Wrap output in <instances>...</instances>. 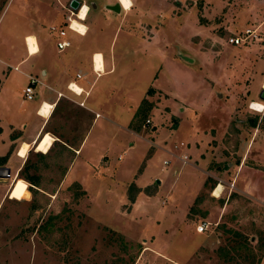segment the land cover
Instances as JSON below:
<instances>
[{
	"label": "rangeland",
	"instance_id": "374dc122",
	"mask_svg": "<svg viewBox=\"0 0 264 264\" xmlns=\"http://www.w3.org/2000/svg\"><path fill=\"white\" fill-rule=\"evenodd\" d=\"M39 1L35 15L40 11L47 53H41L39 64L79 49L89 56L114 52V73L97 83L105 98L101 112L109 122L93 125L68 180L64 175L74 154L56 144L48 153L53 138L40 145H48L46 152L35 148L29 153L22 175L9 182L11 200L0 206V264H171L160 254L179 264H260L264 204L231 184L250 137L254 144L245 164L264 169V112L249 108L253 101L264 105L259 98L264 88V0H134L131 10L120 13L104 8L119 0H78L88 8L83 22L71 0ZM20 2L12 0L1 17L0 47L10 41L21 49L19 38L10 34ZM7 3L0 0V15ZM69 18L89 28L85 37L70 32ZM60 29L73 44L58 53L56 43L64 39ZM245 29L254 30L257 39L228 43ZM76 72L73 68L71 75L77 83ZM9 73L11 97L18 105L27 80L13 69ZM41 89L40 84L34 87L33 102ZM92 98L94 92L87 107ZM78 129L81 138L86 129ZM183 156L186 164L179 160ZM85 159L88 168L81 166ZM18 163L13 155L12 174ZM143 169V181L154 180L139 190L135 179ZM22 177L32 178L34 185ZM220 181L225 190L216 198L214 186ZM6 186L0 181V198ZM169 211L192 231L202 221L210 226L202 237L174 238L168 249ZM209 236L218 242L201 247L197 263L193 250ZM221 248L230 254L221 255Z\"/></svg>",
	"mask_w": 264,
	"mask_h": 264
},
{
	"label": "crops",
	"instance_id": "0c3cea01",
	"mask_svg": "<svg viewBox=\"0 0 264 264\" xmlns=\"http://www.w3.org/2000/svg\"><path fill=\"white\" fill-rule=\"evenodd\" d=\"M11 1L12 0H8L7 5L0 15V20ZM39 2V0H36L35 5L30 0H21L19 8L15 12L19 19L17 20L16 16L11 19L10 34H13L12 37L16 36L19 38L21 49H16L11 45L10 41H7L6 44L0 47V158H5V161L1 163L0 167L6 168L9 171V178H0V181L7 185L0 198V206L4 202L11 200L9 198L11 183L9 182L12 180L13 176L20 177L19 173L23 169L24 160L30 152H33L35 148L36 150L41 149V152L43 153L46 152L48 145L43 148H41L40 145L49 143L50 141L48 139L53 138L54 141L49 148L48 153L54 148V144H56L60 149L62 148L66 152L74 154L70 161V167L64 175V179L68 180L73 167L77 165L78 161H81L82 149L84 148L83 146L85 145V141L93 125L95 126L99 124L100 120H106L104 113L101 112L102 109L100 108L101 104H104L105 98L103 96V91L99 88L101 84L97 87V83L98 79H101L103 76L114 73V52L110 49L108 50L109 53L94 51L89 56L78 48V53L74 52L72 54L68 51L65 57L58 59L59 61L56 60L55 57H52V59L48 58L45 63L39 64V56L41 53L43 52L47 54L42 44L41 29L39 27L40 18L38 17V13L40 11H38L37 16L35 15L38 10L37 5ZM132 7H134V0ZM131 8L129 10H131ZM123 10L129 11L125 9ZM88 31L89 28L87 27L86 34L81 35L80 33L70 30L71 33H74L79 37H85ZM30 37L36 39L38 46L37 53L33 54L30 50L28 41ZM63 38L64 39L59 41H68L70 46L67 48H70L73 42L67 38V33ZM67 48L63 50L57 48V51L58 53H61L67 50ZM98 54L102 58V68L100 71L96 68V56ZM74 56H76V58L78 56L79 60H75ZM89 60H91V66L88 65V62H90ZM10 64L14 66L11 67ZM73 64H75L76 67H74ZM19 67H23L24 70H20ZM73 68H77V72L75 73V78L78 80L77 83L72 79L71 71ZM11 69L17 73L20 72L27 80L26 84L20 89V104L18 103V105L11 97L14 96L11 92L9 81V70ZM33 73L41 74L43 80H39ZM77 75H80V78H78ZM30 77L37 79L42 87L38 99L35 100V102H33L34 98L32 100H26L24 95V90L29 84ZM35 86H33V93ZM74 86L78 87L80 92L76 91ZM45 90H48V92H44ZM91 92H94V98H92L93 101H91L92 105L87 107L86 99L88 101L91 97ZM82 96L83 99L80 100L79 98ZM27 102L31 103L25 108L24 106ZM80 103H83V105ZM44 105H49L51 108L47 115L41 113ZM106 121L109 122V120ZM74 122L78 123L79 127L75 128ZM102 124L103 123H100V125ZM113 126L118 125L113 124ZM77 129L78 132L79 130L86 129L85 132L80 134L81 138L78 137L79 133H76ZM74 136L75 138H73ZM252 139L253 137H250L245 144L244 151L242 152V156L244 155L242 157V165L238 168V175L233 179L234 183L232 189L236 188L246 194L250 199L264 204V169L255 170L252 168L253 166L249 165V163L245 164L254 144L253 142L252 145H250ZM24 145H27L28 149L26 151V157L22 158L19 156V153ZM189 147L191 150H194L193 144H188V148ZM19 148L20 150L18 152ZM17 152L19 157L17 156ZM13 155L17 158L19 163L16 164L15 171L12 174L10 168L13 165L11 164V158ZM203 159L205 158L202 157L201 160L203 161ZM179 160L182 161V158ZM103 162L104 161H102L101 164H103ZM186 163L187 162H185V164ZM89 165V161L85 159L81 166L88 168ZM144 179L145 169H143L138 178L135 179L136 186L139 190H142V188L146 187L154 180V178L150 177L147 182H144ZM259 180H261V183H258ZM72 181L82 184V180L73 179ZM222 184L223 182L221 181L219 183L216 182L214 187L216 188L218 185H221L222 188H224L223 190H225V187L223 186L224 184ZM168 215L171 219L167 218L170 226L165 229L167 240L165 244L167 248L169 247L173 249L174 238L181 241H188L189 238L192 237V234H197L202 237L206 232L199 234L195 231L196 229L192 231L189 226L184 224L183 219L181 222H175L173 211H169ZM213 242H218L217 237L209 236L205 237L200 243H198V245H196L193 250V256L196 257L197 263L202 258L199 252L201 247L212 245ZM158 258L171 264H179L177 261L167 258L165 255L160 254L158 255ZM263 260L264 257L261 259L260 264H263Z\"/></svg>",
	"mask_w": 264,
	"mask_h": 264
},
{
	"label": "built area",
	"instance_id": "2783aa9c",
	"mask_svg": "<svg viewBox=\"0 0 264 264\" xmlns=\"http://www.w3.org/2000/svg\"><path fill=\"white\" fill-rule=\"evenodd\" d=\"M71 15H74L73 12H71ZM69 20V19H68ZM68 29L71 30V26L70 24H68ZM52 31H55L56 32V28L55 27H52L51 28ZM65 31L60 29L58 30V35L59 37L63 38L65 36ZM257 39V35L255 34V31L254 30H251V29H245L244 31H242L239 35L237 36H231L229 39H228V43L230 45H233V46H238V45H241L242 43H245L247 40L249 39ZM57 48L59 50H63L67 47L70 46V43L66 40H62V41H59L57 42ZM78 78H80V75H77ZM36 84H39V82L37 81V79L33 78V77H30L29 78V84L28 86L25 88L24 90V95H25V98L26 100H32L33 99V86H35ZM81 105H83V103H80ZM147 123H150L149 120H147ZM185 160H187V156H183L182 157V161L185 162ZM167 162L165 161L164 162V165H166ZM7 178H9V175L7 176ZM233 187V184H231V188ZM209 223H206V222H201L197 227H196V232L199 233V234H202L204 233L207 228L209 227Z\"/></svg>",
	"mask_w": 264,
	"mask_h": 264
},
{
	"label": "bare ground",
	"instance_id": "6f19581e",
	"mask_svg": "<svg viewBox=\"0 0 264 264\" xmlns=\"http://www.w3.org/2000/svg\"><path fill=\"white\" fill-rule=\"evenodd\" d=\"M119 2H120V1H119ZM120 3H121V2H120ZM85 6H86V5H83V6H82V4L80 5L79 9L77 10V11H78V14L81 13L82 9H83ZM86 8H87V6H86ZM127 10H129V9H127ZM87 11H88V8H87ZM87 11L84 13V15H85V18H84V19H79V15H77V18H78L80 21H85V20H86V14H87ZM74 15H76V14H74ZM80 21L72 20V18H69V24H70V25H73V23H74V25H75L74 27L71 26V28H70L71 31H74V32L80 33V31H79L80 27H81V26L86 27V26H85L83 23H81ZM86 29H87V27H86ZM86 32H87V31H86ZM28 41H29V45H30V50H31V52H32L33 54H34V53H37L38 46H37L36 39H35V38L33 39V37H30V38L28 39ZM96 68L98 69V71H100L101 68H102V58H101V56H100L99 54L96 56ZM74 89H75L76 91L80 92V89H79L78 87L74 86ZM253 103H256V104H258V105H263V104H261V103L254 102V101H253L251 104H253ZM49 109H51V108L49 107V105H44L43 110H41V113H43L44 115H47V113H49V111H50ZM255 112H259V111H255ZM35 146H36V145H35ZM27 149H28V146H27V145H24V146L21 148V151H20V153H19V156L22 157V158H25L26 155H27V153H26ZM221 190H222V186L219 185V186L217 187V189H216L214 195H215L216 197H219V193L221 192ZM221 195H222V194H221Z\"/></svg>",
	"mask_w": 264,
	"mask_h": 264
},
{
	"label": "water",
	"instance_id": "95a60500",
	"mask_svg": "<svg viewBox=\"0 0 264 264\" xmlns=\"http://www.w3.org/2000/svg\"><path fill=\"white\" fill-rule=\"evenodd\" d=\"M80 5L81 3L78 0H71L70 2V7L73 10H78ZM92 7L96 8V5L92 3ZM104 8L114 13H120L122 6L121 3L117 1L113 5H106ZM181 58L184 59L185 61L192 62V60L189 59L188 57L181 56ZM259 98L260 100L264 101V88L261 90ZM8 175H9L8 169L0 167V178H7ZM156 184H159V181H156Z\"/></svg>",
	"mask_w": 264,
	"mask_h": 264
},
{
	"label": "clouds",
	"instance_id": "9594fccd",
	"mask_svg": "<svg viewBox=\"0 0 264 264\" xmlns=\"http://www.w3.org/2000/svg\"><path fill=\"white\" fill-rule=\"evenodd\" d=\"M120 2H121L122 9H125V10L130 9L132 7V4H133V0H120ZM86 11H87V8L85 6L82 9L81 13L78 14L79 15V19H84L85 18L84 13ZM70 26H73L74 27L75 25L73 23V25H70ZM79 31H80V34L81 35H84V34H86L87 29H86V27L81 26L80 29H79ZM249 108L252 111L264 112V105H258L256 103H253V104H251L249 106Z\"/></svg>",
	"mask_w": 264,
	"mask_h": 264
},
{
	"label": "trees",
	"instance_id": "16d2710c",
	"mask_svg": "<svg viewBox=\"0 0 264 264\" xmlns=\"http://www.w3.org/2000/svg\"><path fill=\"white\" fill-rule=\"evenodd\" d=\"M252 127L255 128V123L252 125ZM40 155H41V156H45V155H42V154H40ZM3 161H5V158H0V165H1V163H2ZM23 171H24V167H23V169L21 170V172L19 173V175H22V172H23ZM22 179H24L25 181H28L31 185H34V183L32 182V181H33L32 178H29V177H27V178L22 177ZM74 187H76L77 189L80 188L79 184H77V183L74 184ZM29 191L31 192V189H29ZM82 194H84V193H82ZM112 233H114V232H112ZM236 235H239V234L237 233ZM119 238L122 239V237H121L120 235H119ZM247 241H248V240H246L245 242H247ZM244 247H245V245H243V248H244ZM226 249H227V248H226ZM226 249L221 248V250L219 251V253H220L221 255H223V254H226V255L230 254L229 249H228V250H226ZM259 262H260V261H259Z\"/></svg>",
	"mask_w": 264,
	"mask_h": 264
},
{
	"label": "flooded vegetation",
	"instance_id": "af4514ba",
	"mask_svg": "<svg viewBox=\"0 0 264 264\" xmlns=\"http://www.w3.org/2000/svg\"><path fill=\"white\" fill-rule=\"evenodd\" d=\"M91 7H92V4H91ZM121 11H122V8H121Z\"/></svg>",
	"mask_w": 264,
	"mask_h": 264
}]
</instances>
